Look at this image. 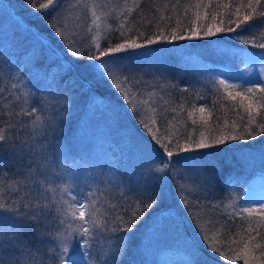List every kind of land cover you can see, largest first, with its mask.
Listing matches in <instances>:
<instances>
[{"label":"snow or ice","instance_id":"6c2138e0","mask_svg":"<svg viewBox=\"0 0 264 264\" xmlns=\"http://www.w3.org/2000/svg\"><path fill=\"white\" fill-rule=\"evenodd\" d=\"M143 3L144 0H123V3L120 0H105L102 3L97 0H75L64 8L63 0H26V4L42 17H50L48 27L62 48L53 45L41 33L32 32L31 27L25 26L21 20H15L21 29L17 44L22 51L16 53L13 60L12 52L0 50V56L6 57L0 63L8 65L10 73H14L5 74L8 76L7 82L0 77V148L8 145L10 159L19 160L11 178L4 172L9 166L0 160V264H123L133 245L137 226L145 218L155 213L146 234L149 244L153 235L164 232L176 223L173 215L175 209L163 206L164 187L170 182L176 185L178 202L194 225L196 236L211 252H217L231 264H236L238 260H242L243 264H264V199L259 201L260 208L257 210L251 206H240L231 196L219 203L205 197L207 204H204L198 196L187 195L194 190L193 186L199 187L197 178L201 176L204 183L211 187L224 163L211 158L205 150L214 148L226 152L232 142H246L264 136V85L244 87L228 79H214L212 88L217 100L212 107L224 95L220 91L223 88L231 101L240 98V103L230 105V109L242 108L243 114L237 112L240 119L232 121L230 129L227 121L223 127L216 125L215 129H211L203 115L207 106H200V120L209 131L205 135L197 127L195 119H192L191 128L186 124L183 131L176 127L181 123L180 113L186 111L187 101L181 96L180 102L174 103L173 89L178 86L155 76L148 80V73L140 67L157 57L164 63L178 60L182 58L176 55L178 51L186 55L185 49L199 46L183 42L212 43L209 38L228 32L235 33L233 39L239 45L261 51L240 49L229 54L213 50L210 54L230 56L231 59L239 57L242 63L248 65L243 69L244 75L251 76L258 65L259 74L264 76V0H228L227 3L220 0L215 3L213 0L207 3L204 0H197L196 3L165 0L162 5L158 0H150L156 6L147 13ZM221 7L226 10L223 15L219 11ZM200 9L204 10L205 19L218 22L183 23L190 11L199 21ZM73 15L83 24H77L66 32L69 26L65 21ZM113 39L118 42L112 43ZM148 64L150 67L151 64ZM89 75L93 79H88ZM37 77H40L39 81ZM49 77L57 95L63 99L52 97L55 102L50 107L55 111L50 119H45L43 105L49 104V97L36 98L33 103H30V98L53 88V84L44 90L38 86ZM238 78L242 79L243 76ZM94 81L107 82L114 88L126 102L125 109L131 111L133 118L150 137L147 145L141 147V151L150 154L141 173L145 177L141 188L128 191L119 189L118 178L113 179L111 169L109 178L104 180H99L91 172L83 171L82 174L80 161L83 158L76 159L72 144L60 145V156L65 160L71 158L72 164L65 167L61 161L60 170L55 171L54 161L46 155L36 159L33 144L28 139L20 138L28 127V123L24 122L25 117L31 118L33 129L56 131L60 124H65L74 102L70 94L73 89L79 88L83 95L89 97V102L94 103ZM237 87L242 91H229ZM61 88L69 94H65ZM145 89L151 90L147 93V99H142ZM180 91L190 93L187 86ZM195 95L197 99H207L203 93ZM37 104L42 106L38 108ZM195 110L193 105L192 111L187 113L189 119ZM165 124L167 127L162 128ZM169 128L174 131L170 133ZM237 128L241 130L237 131ZM66 130V127L60 129L61 136ZM212 131L216 134L213 135ZM195 132H199V135H195ZM39 134L46 139L44 131ZM129 139H132L131 135ZM247 146L244 143L238 147L243 149ZM26 156L32 157L27 164L24 163ZM260 156L264 159V151ZM185 173L188 174L187 178ZM51 177H55L59 183L54 184ZM187 179L192 180V185L187 183ZM93 184L97 186L94 188ZM100 184L105 187L101 189ZM111 184H117L119 189L118 202L115 203L105 195L107 186ZM204 190L207 191V188ZM129 192L136 194L131 202L128 200ZM194 207L200 210L207 208L211 213L203 225L200 217L189 211ZM221 209L225 211H219ZM227 209L233 211L227 213ZM217 211L219 217L216 216ZM257 211L261 220L255 223L248 220ZM53 212L56 216L52 215ZM243 213H247V217H243ZM225 216L226 219H220ZM236 216H241L248 227L236 222ZM57 219L58 226L52 231L49 225ZM26 227L32 228L37 237H49L52 246L41 253L39 248L26 240ZM236 228L240 230L233 231ZM188 253L186 264H202L200 249L195 242L188 246Z\"/></svg>","mask_w":264,"mask_h":264},{"label":"trees","instance_id":"16d2710c","mask_svg":"<svg viewBox=\"0 0 264 264\" xmlns=\"http://www.w3.org/2000/svg\"><path fill=\"white\" fill-rule=\"evenodd\" d=\"M7 5L14 7L21 15V18L27 22L33 29L37 32L41 33L42 36L51 40L53 45H60L59 40L52 34V30L48 27L47 21L50 17L41 16L39 13L34 11L31 7L26 4V0H2ZM1 2V1H0ZM44 2V0H42ZM75 0H63V7L67 8L69 4L74 3ZM98 3L105 2V0H97ZM115 2V0H114ZM159 4H163L165 0H158ZM175 2V0H173ZM182 3H196L197 0H181ZM205 3L208 0H204ZM215 3L216 0H213ZM221 3H227L228 0H220ZM120 3H123V0H120ZM5 6L3 2L0 3ZM156 6V3H150V0H144L143 7L145 12H149L150 8ZM201 13L200 20L197 21L195 17L192 15V11L189 12V16L187 19L183 20L185 25L189 23H217V21H212L210 19H205L204 10H199ZM220 13L223 15L226 13V10L222 7L219 9ZM135 15V13H133ZM70 17H74L76 20V24L74 21L70 19ZM219 19V18H218ZM1 20V19H0ZM1 22V21H0ZM69 29H66V32L72 28H74L77 24L82 25L83 21L78 19L76 15L67 17L65 21ZM175 19H173L172 24L175 26ZM239 31V29H237ZM20 33L17 30L11 31L5 35L2 39V27L0 25V50L12 52L14 55L12 57L15 60V54L20 53L22 51L21 47L17 44V40L20 39ZM246 35L248 33H245ZM235 33L222 32L217 34L215 37L209 38L212 43H208V41H186L184 44H198L197 47H190L185 49L186 55H182L179 51L176 53L178 56H182V58L169 61L164 63V61L160 60L159 57L155 59H149L148 63L151 64L149 67L148 63L140 65L148 75L146 79L152 80L153 76L157 77L161 81H166L169 84H175L178 87L173 89L174 92V103H179V98L183 96L186 103V111L180 113L181 123L177 124L176 127L180 128L181 131L184 130L183 125H187L189 128L192 127V119L197 121V127H199L200 131H204L205 135L209 134L208 129L203 127V122L200 120L201 113L198 111L200 106H207L206 112L203 114L205 119L208 120L209 128L215 129L216 125H220L223 127L225 121L229 124V129L232 121H239V116L237 112L243 114L242 108H237L234 110L230 109V105L239 104L240 98L237 97L236 101H231L230 98H227L224 89L221 88L220 91L224 95L221 97L219 103L213 108V102L217 100V96L215 94V90L212 88V81L214 79H223L219 75V70L221 66L220 56L210 54L213 50L219 51L220 53L228 51L232 52L239 51L240 49H247L251 52H259L260 49L252 48L250 46L239 45L238 41H235L233 37ZM103 43V41H101ZM115 39H113L112 43H116ZM167 55V54H165ZM6 59V57L0 56V61ZM13 64V68H14ZM5 74H14L10 73V69L8 65L0 63V77L4 79L5 82L8 80V76ZM28 77H25L27 80ZM88 79H93L91 75L88 76ZM37 80H40V77H37ZM49 84H53L52 78L49 77L43 81V83H39V87L41 90L47 88ZM255 84L256 86L264 85V80L258 79H249L243 81L238 86L243 85L244 87H251ZM189 87L190 93H182L180 91L183 87ZM31 88L32 85L30 84ZM151 89H145V94L142 99H147V93ZM32 91L35 92V89L32 88ZM61 91L66 90L61 88ZM229 91H242V88L237 87V89H229ZM93 93L95 94V102L90 103L89 97L85 96L81 93L79 88L73 89L71 91V95L74 98V102L71 104V113L70 118L65 122V124H60L59 129L56 131H52L51 129H33L30 123L31 118H24V122L28 123V127L21 134V139H28L30 143L33 144L36 149L35 158L41 159L42 156H47L49 160L54 161V170L59 171L60 162L63 161L65 167L72 164L71 158L65 160L62 156H60V145H74V155H76V159L79 160L80 157L83 160L80 161L82 166V174L83 171L85 173L91 172L93 176L97 177L99 180H104L109 178V169H111V174H113V179H117V183L119 184V189H123L128 191L132 188H141L145 183V178L141 175L138 168L133 164V156L134 152H136L140 146L147 145L150 137L144 131V129L137 123V120L133 118V114L130 110H126L124 107L125 101L122 100L121 96L118 95L117 91L110 87L107 82L96 83L93 82ZM196 93H203L207 99L201 100L197 99ZM56 99H63L62 96L57 95L55 85L53 84V88L49 91H41L36 93L35 97L30 98V103H33L36 98L49 97V104L43 105L44 112L43 117L45 119H50L53 112L55 111L50 107V104L55 101L52 97ZM101 98H104L101 100ZM2 103V101H0ZM246 104L247 101H244ZM22 104V101H21ZM195 105L196 110L193 113L191 119H189L187 113L188 111H192V106ZM38 108L42 105L37 104ZM26 107V106H25ZM211 113V115H209ZM63 116V113H61ZM219 117V119H217ZM169 119H171V115H169ZM175 123V122H173ZM66 127V131H64L63 136L60 134V129H64ZM167 127V124L161 126ZM169 132H173V128L168 129ZM240 128H237V131H240ZM44 131L46 134V139L43 135L39 133ZM195 135H199V132H195ZM212 134L215 135L216 132L212 131ZM132 136V139H129V136ZM145 136L147 142L140 141L137 144V140H141V136ZM35 136L33 140L32 137ZM78 140V142H76ZM143 140V139H142ZM246 143L248 146L241 149L238 147L240 144ZM137 146V148H136ZM228 151H217L214 148H210L205 150L209 156L213 159H217L223 161L220 170L216 173L214 183L211 187H208L207 184L203 185V189L207 188V194L204 195L201 192L198 194L192 193L190 197H199L200 201L204 204H207V201L204 199L205 197H209L212 199L214 203H219L221 200L227 201L228 197L231 196L233 200L238 201V204L242 207L251 206L254 209L259 210L260 199H247L243 196L242 192L244 187L250 182L253 178L257 177L261 172H264V159L261 158L260 153L264 151V136H257L255 140H248L246 142H232L228 145ZM214 153V155H213ZM11 151L9 150L8 145H5L4 148H0V160H3L9 168H5L4 172L7 174L8 178H11L12 172L16 170V166L19 164V160L17 158H11ZM31 156H26L24 158V163L27 164L28 160L31 159ZM143 177L144 179H141ZM53 183H59L55 177H51ZM83 180V177L82 179ZM97 185L93 184L95 188ZM99 187L103 189L105 186L100 184ZM106 196L112 198V201L118 202L119 198V189L117 188V184H111L107 186ZM159 191V187L157 188ZM87 189H85V192ZM135 192H129L128 200L131 202L132 199L135 198ZM164 195L165 201L163 206H174L175 201L172 203L169 191L165 185L164 187ZM177 215L183 217V223L186 227V236L181 240L185 241L190 235L193 241H197L195 237V227L190 222L189 217L186 215L184 208L177 207ZM182 210V211H181ZM176 211V210H175ZM189 211L196 213L200 217L201 224L208 219L209 210L204 208L203 210L193 208ZM219 211H225L221 209ZM219 211L216 212V216L219 217ZM227 213H231L232 209H227ZM53 216H56V213H52ZM243 217H247V213L242 214ZM155 213L145 218L144 222L137 226V230L135 232V239L132 247L128 251V255L124 257L123 264H147L144 261L143 256H146V252L149 250L150 244L148 243V239L146 238V234L148 233L149 227L153 223ZM220 219H226L225 217H220ZM248 220L253 223L260 221L261 217L259 212L255 213L252 217H248ZM235 221L242 224L243 227H248L247 222H245L241 216H236ZM188 222V224H187ZM189 223L191 226H189ZM230 223H232L230 221ZM187 224V226H186ZM58 226V219L53 221L49 228L52 231H55V228ZM219 227V225H217ZM189 228L193 230L192 231ZM240 229L236 228L233 231H238ZM190 232V233H189ZM166 234H169L166 231ZM24 236L26 240L31 243L34 247L39 248L40 252L43 253L45 248L51 247L52 243L50 242L49 237H37L32 228L26 227L24 230ZM196 238V239H195ZM152 239V238H151ZM167 237H163L162 241H167ZM43 241V242H42ZM152 243V242H151ZM139 245V247H137ZM144 245H148L147 248ZM189 246V244L187 245ZM170 254H172V250H170ZM208 258L213 260L214 264H231V261L224 260L222 256H220L217 252L213 253L207 251ZM164 254V252H163ZM161 254L159 259L155 261L161 262V264H175V261L172 260V256H167ZM259 253H257L258 255ZM148 255V253H147ZM179 251V256H180ZM158 256V255H157ZM205 258V257H200ZM119 259V257H118ZM236 264H243L242 260L236 261Z\"/></svg>","mask_w":264,"mask_h":264},{"label":"rangeland","instance_id":"374dc122","mask_svg":"<svg viewBox=\"0 0 264 264\" xmlns=\"http://www.w3.org/2000/svg\"><path fill=\"white\" fill-rule=\"evenodd\" d=\"M1 2H3L5 4V6L0 4V25L2 27V39L5 37L6 34L11 33V31H13L14 29L17 30L21 36V29L17 26V24L15 23V20H21L22 23L25 26H30L27 22H25L22 18L21 15L19 13H17L16 9L10 5H7L4 1L0 0ZM0 2V3H1ZM70 19L72 21L75 22L76 24V20L74 17H70ZM31 27V26H30ZM31 31L32 32H37L35 29H33L31 27ZM44 37V36H43ZM46 38V37H44ZM46 40H49L46 38ZM232 52H234V50H232ZM222 53H226V52H222ZM228 53L230 54L231 52L228 51ZM221 61V66H220V70H219V75L223 78V79H228L231 83L233 84H239L243 81L249 80V79H258L257 77H259L258 80L263 81L264 80V76H261L259 74V66L257 65L254 69V72L251 76H246L243 74V69L245 67H247L248 65L244 64L241 62V59L238 57L236 59H231L230 56H225V55H221L220 56V60ZM243 76L242 79L238 78ZM141 140H137V144L140 141L143 142H147V139L145 138V136H141L140 137ZM143 139V140H142ZM137 148V146H136ZM149 153L147 152H143L141 151V146L140 148L134 152L133 156V164L135 167L138 168L139 172L143 173L144 172V168H145V163L146 160L149 158ZM207 158V157H205ZM181 171H183V168H181ZM188 174L185 173V177L187 178ZM144 177V176H143ZM143 177H141V179H144ZM82 179V177H81ZM204 177L201 176L199 178H197V183L199 184V187H194V190L190 193H187V195L191 196L192 193L194 192V194H198V193H202L204 195L207 194V192L203 189V185H204ZM187 183L189 185H192V180L191 179H187ZM167 190L169 191L170 197H171V201L172 203L175 201V204L173 206V208L176 210L173 215L175 217L176 223L174 225H172L171 227H169L168 229H166L164 232L159 233L157 235H153L152 236V243L149 246V250L146 252V256H143L144 261L147 264H155V261H157L159 259V256L161 254L167 255V256H172V260L175 261V264H186V261L189 259V253H188V244H192L193 242L196 243V246L200 249V257H205V258H200V260L202 261V264H214L215 262L211 259H207L208 258V253L207 251H210L203 242H201V240L196 236V232L195 233V238L197 241H193L191 238V235L185 240H181V238L183 239L187 234H186V227L185 224L183 223V217L177 215V207H182L177 199L176 196V185L174 183H168L166 184ZM198 192V193H197ZM243 196L246 197L247 199H257L259 198L260 200L264 199V172H261L257 177L253 178L250 182L247 183V185L244 187L243 192H242ZM172 206V204H171ZM183 208V207H182ZM182 211V210H181ZM188 224V222H187ZM186 224V226H187ZM204 223H202L203 225ZM189 226H191V224L189 223ZM191 228H189L190 231ZM166 231L169 232V234H166ZM192 234H193V230L191 229ZM196 231V229H195ZM190 233V232H189ZM194 235V234H193ZM163 237H167V241H162ZM170 250H172V254H170ZM179 251H180V256H179ZM211 252V251H210ZM148 253V255H147ZM215 253V252H213ZM163 254V255H164ZM158 255V256H157ZM157 264H161V262H157ZM253 264H255V262H253Z\"/></svg>","mask_w":264,"mask_h":264}]
</instances>
